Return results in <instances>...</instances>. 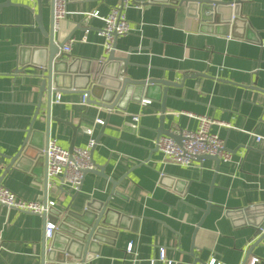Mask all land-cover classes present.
I'll use <instances>...</instances> for the list:
<instances>
[{"label": "crops", "instance_id": "0c3cea01", "mask_svg": "<svg viewBox=\"0 0 264 264\" xmlns=\"http://www.w3.org/2000/svg\"><path fill=\"white\" fill-rule=\"evenodd\" d=\"M4 1L0 184L26 200L53 199L62 211L81 212L93 200L107 203L115 212L114 225L89 248L96 254L83 264L146 262L159 246L175 264H207L213 258L219 264L251 258L264 264V236L248 253L258 225L264 224V0H238L231 25L218 17L203 22L176 0H127L123 13L131 30L114 40L117 64L107 61L109 52L103 49V21L87 12L106 14L121 0H68L67 14L54 29L55 43L73 39L70 52L57 55L73 65L78 83L92 61L102 59L108 63L106 81L119 67L122 77L169 82L163 87L165 129L195 130L199 116L222 122L211 129L224 140L231 159L205 157L189 166L164 161L155 146L162 105L158 86L146 96L138 93L141 101L128 99L123 110L83 105L82 94L73 92H61V102L52 93L48 105L39 64L47 60L51 0L1 5ZM125 113H141L136 126ZM97 118L103 123L97 124ZM30 127L35 148L44 144L45 132L66 149L85 146L92 135L94 168L101 167L104 175L84 173L77 192L58 181L45 188L43 160H11ZM43 239L41 215L0 204V264H40Z\"/></svg>", "mask_w": 264, "mask_h": 264}, {"label": "water", "instance_id": "95a60500", "mask_svg": "<svg viewBox=\"0 0 264 264\" xmlns=\"http://www.w3.org/2000/svg\"><path fill=\"white\" fill-rule=\"evenodd\" d=\"M145 1V0H140ZM179 4H185L189 9L194 11L195 16L203 22H214L218 17L220 23L231 25L235 22V18L238 15L237 6L238 0L224 1V0H176ZM11 0H5L1 5L10 4ZM175 3V2H174ZM52 6V0H51ZM228 8L229 12L226 13L225 9ZM226 13V14H225ZM36 22L41 29L40 22V9H37ZM230 28V27H229ZM51 29L52 33L49 36V44L47 47V60L44 64L40 65L42 72L41 77V90L46 91L47 103L50 105V99L52 93L59 92H73L86 94L85 101L87 104H93L95 106L112 110L113 108L124 109L123 103L128 99L141 101V95H148L150 88L158 86L162 90L161 94V109H160V121L157 129V138L160 135H167L174 138L180 143L181 136L179 133L171 132L163 126L164 117V98L166 92L163 87L167 86L169 82L165 80H132L128 77L120 76V69H116V72L112 73V79L106 81L104 77V71L108 63L104 60L92 61L94 65L91 70L85 75H80L83 79L82 83H78V76L73 74V65L66 60L58 59L59 48L62 47L64 42L55 43L54 41V18L53 9L51 12ZM108 62L120 63V59L114 56V44L107 56ZM65 88L67 90H65ZM142 93L141 95H137ZM43 94V93H42ZM42 97V95H41ZM50 120V114L47 112V121ZM33 128L30 127L25 136V140L18 152L12 157V163L16 162L18 158H28L30 161L43 160L45 166L44 174V186L47 188L46 178V159L42 152L45 144L48 140V136L45 132V142L43 145L36 146L31 144V135ZM34 134V133H33ZM73 146L69 147L71 152ZM209 157L215 159L217 162L220 160L216 155H203L196 160ZM98 171L101 175V167L99 170L95 168L83 170V174L86 172ZM105 177H107L105 175ZM110 182L116 183L112 178H109ZM114 193H116L114 191ZM90 201L86 204L85 208L81 212H73L72 210H58L53 207L50 213L42 215L43 226L46 220L52 221L56 224V229L53 232L52 237L44 239L42 243V253L40 264H83L90 260L95 252H89V248L92 245H99V242L103 240V237L109 233L114 224H111V213H115L107 203H101ZM264 228V224L258 225V235L256 240L250 246L248 253L258 245L264 236V231H260Z\"/></svg>", "mask_w": 264, "mask_h": 264}, {"label": "built area", "instance_id": "2783aa9c", "mask_svg": "<svg viewBox=\"0 0 264 264\" xmlns=\"http://www.w3.org/2000/svg\"><path fill=\"white\" fill-rule=\"evenodd\" d=\"M68 0H52L54 28H57L58 23L67 14ZM128 4L127 0L121 2L109 9L106 14H100L98 10L87 12L88 16H95L103 21L100 33L104 38L103 49L106 54L112 49L114 40L117 36L127 34L130 30L123 8ZM85 37L82 38V41ZM69 39L64 43L58 51V55L70 52L71 42ZM86 94L81 95V103L87 105ZM55 102H61V94L57 92ZM144 104H149V101H143ZM113 110V109H112ZM107 110V111H112ZM130 117L133 126L137 125L141 113H125ZM198 126L195 130H180V143L174 138L167 135H160L155 140V146L161 153L162 159L167 162H172L181 166L191 165L198 157L203 155H216L220 160L228 161L231 159L232 153L227 149L222 138L212 131L211 127L214 124H222L210 117L199 116ZM97 124H102L101 118L96 119ZM95 138L91 135L85 146L74 147L70 152L68 149L60 146L56 139L48 138L42 152L46 159V178L47 187L52 186L54 182H59L61 186H66L71 192H77L82 184L83 170L94 168V163L91 157V150L95 145ZM0 204L14 210L23 211L38 215H47L55 206L53 199L45 198L44 200H26L17 196L4 185L0 184ZM56 229V224L46 220L44 224V234L46 238H50ZM260 231H264L261 228ZM126 251L132 252L131 244H128ZM257 258H251L243 264H255ZM175 264L172 260L166 257L165 248L159 246L157 254L146 262H140L137 259H132L131 264ZM207 264H219L214 258Z\"/></svg>", "mask_w": 264, "mask_h": 264}]
</instances>
